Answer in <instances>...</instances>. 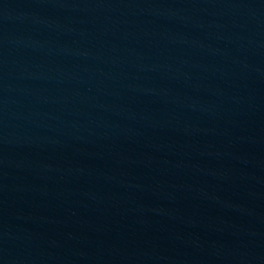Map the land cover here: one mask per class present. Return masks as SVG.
<instances>
[{"label":"water","instance_id":"obj_1","mask_svg":"<svg viewBox=\"0 0 264 264\" xmlns=\"http://www.w3.org/2000/svg\"><path fill=\"white\" fill-rule=\"evenodd\" d=\"M264 188V0H0V264H206Z\"/></svg>","mask_w":264,"mask_h":264}]
</instances>
